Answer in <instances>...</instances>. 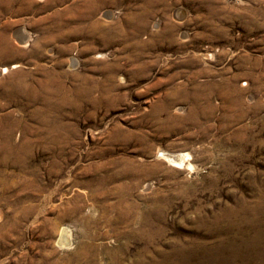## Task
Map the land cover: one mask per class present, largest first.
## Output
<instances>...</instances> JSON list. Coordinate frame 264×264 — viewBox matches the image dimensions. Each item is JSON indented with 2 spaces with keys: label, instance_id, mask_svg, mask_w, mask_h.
Returning a JSON list of instances; mask_svg holds the SVG:
<instances>
[{
  "label": "rangeland",
  "instance_id": "1",
  "mask_svg": "<svg viewBox=\"0 0 264 264\" xmlns=\"http://www.w3.org/2000/svg\"><path fill=\"white\" fill-rule=\"evenodd\" d=\"M0 264H264V0H0Z\"/></svg>",
  "mask_w": 264,
  "mask_h": 264
},
{
  "label": "bare ground",
  "instance_id": "2",
  "mask_svg": "<svg viewBox=\"0 0 264 264\" xmlns=\"http://www.w3.org/2000/svg\"><path fill=\"white\" fill-rule=\"evenodd\" d=\"M21 42H24V40L21 41ZM4 72L6 73V72H8V70L5 69ZM161 158L164 159L166 162H168L172 166H178V165H180L183 162L182 156L180 154H177V153H162L161 154ZM189 166H190L191 169H194V166H192V164H189ZM59 243H60V245H63V246H67L70 243L69 237H68V230L66 228H64L61 231Z\"/></svg>",
  "mask_w": 264,
  "mask_h": 264
}]
</instances>
